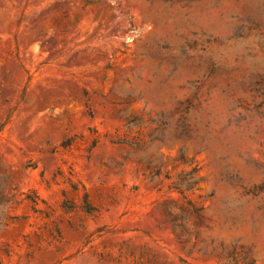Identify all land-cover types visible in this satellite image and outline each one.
<instances>
[{"label":"rangeland","instance_id":"1","mask_svg":"<svg viewBox=\"0 0 264 264\" xmlns=\"http://www.w3.org/2000/svg\"><path fill=\"white\" fill-rule=\"evenodd\" d=\"M263 183L264 0H0V264H264Z\"/></svg>","mask_w":264,"mask_h":264},{"label":"trees","instance_id":"2","mask_svg":"<svg viewBox=\"0 0 264 264\" xmlns=\"http://www.w3.org/2000/svg\"><path fill=\"white\" fill-rule=\"evenodd\" d=\"M252 190H255L252 192V194L256 195L258 193H263L264 192V183L263 184H259V185H253L252 187ZM75 206L72 205L71 206H68V205H62V209L64 212H72L75 210ZM79 208L81 210H83L84 212H87V213H90L91 210H92V206L90 205V203L88 202V195L86 192H84V200H83V205L79 206ZM176 226V225H175ZM176 228V227H174ZM56 231L58 233H60L59 229L56 227ZM180 236V235H178ZM235 258H236V261L238 260H243L244 257H242L241 255V252H235ZM242 264H252V261L250 259H245L242 261Z\"/></svg>","mask_w":264,"mask_h":264}]
</instances>
